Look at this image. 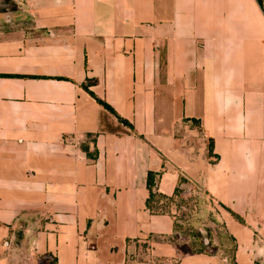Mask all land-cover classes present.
<instances>
[{
  "label": "crops",
  "instance_id": "crops-1",
  "mask_svg": "<svg viewBox=\"0 0 264 264\" xmlns=\"http://www.w3.org/2000/svg\"><path fill=\"white\" fill-rule=\"evenodd\" d=\"M263 8L0 0V264H225L181 254L174 215L147 208L150 173L217 204L235 263L257 264Z\"/></svg>",
  "mask_w": 264,
  "mask_h": 264
},
{
  "label": "rangeland",
  "instance_id": "rangeland-1",
  "mask_svg": "<svg viewBox=\"0 0 264 264\" xmlns=\"http://www.w3.org/2000/svg\"><path fill=\"white\" fill-rule=\"evenodd\" d=\"M184 186V188H181L182 194L180 197L170 204L169 209H164V212H171L177 219L178 225L183 227V229L177 228L176 233L173 235V242L179 250L180 248L192 247L194 238L190 236L187 229L194 228L202 233L205 244H209V240L212 242L205 255L217 256L225 264H236L237 244L229 235L226 225L221 220L219 213L221 208L210 201L197 187L187 185V183ZM162 205L161 203L158 207H162ZM155 210L157 211V209ZM208 230L211 231L210 239L207 235ZM148 248L151 249L146 245L142 250L148 253ZM254 252L257 264H264V246L257 247ZM145 264L165 263L146 262Z\"/></svg>",
  "mask_w": 264,
  "mask_h": 264
},
{
  "label": "trees",
  "instance_id": "trees-1",
  "mask_svg": "<svg viewBox=\"0 0 264 264\" xmlns=\"http://www.w3.org/2000/svg\"><path fill=\"white\" fill-rule=\"evenodd\" d=\"M7 1H11V0H7ZM261 7L263 8V4H262V0H258ZM11 10H15L16 7L12 4L10 6ZM264 9V8H263ZM98 103L100 105H102L106 110H108L110 113L116 115V113L114 112V110L107 105L105 102H103L100 99H97ZM119 118V117H118ZM121 123H123L126 126L132 127L127 121L120 119ZM185 181L182 180L181 184H184ZM155 177L154 174L150 173L149 177H148V190L150 192V197L147 201V208L148 210L151 212V214L154 215H171V212L169 211H165V208L169 209L170 204H172L174 201L177 200V198L180 197V195L182 194L181 188H177L175 190V193L173 194V196L171 197H166L160 193H158V191L155 190ZM163 204L162 207H158V205ZM157 209V211L155 210ZM235 218L240 221L241 223H243L242 219L235 216ZM177 228H181L183 229V227L179 226L177 223V219H175V233L177 231ZM190 232V236L194 238V243L192 245V247H186V248H180V252L183 256H189V255H200V254H206L208 248L212 245V242L209 240V244H205V242L203 241V235L201 232L196 231L194 228H188L187 229ZM207 235L209 237V239L211 238V231L208 230L207 231Z\"/></svg>",
  "mask_w": 264,
  "mask_h": 264
}]
</instances>
